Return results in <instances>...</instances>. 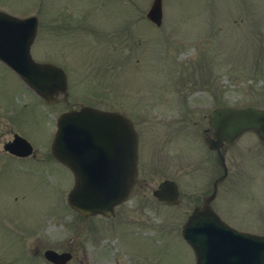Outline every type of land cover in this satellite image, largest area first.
Returning <instances> with one entry per match:
<instances>
[{
  "label": "rangeland",
  "instance_id": "rangeland-1",
  "mask_svg": "<svg viewBox=\"0 0 264 264\" xmlns=\"http://www.w3.org/2000/svg\"><path fill=\"white\" fill-rule=\"evenodd\" d=\"M152 1L0 0V10L38 18L32 56L64 68L72 92L69 107L119 109L132 118L142 135L150 186L175 179L182 203L198 201L208 157L198 154L196 144L203 145L197 140V133L203 136V117L220 106L264 109V0H162L159 27L145 18ZM190 104L196 105L193 110ZM65 108L62 102H41L0 63V264L15 256L16 264H36L20 257L22 244L32 248L40 241L54 248L59 239H78L77 257L86 264H194L180 242L182 220L175 218L173 231L170 210L147 191L113 219L86 221L67 205L69 173L59 169L51 185L48 165L33 163L29 171H16L15 163L7 162L4 157H11L2 145L13 133L48 158L53 119ZM186 144L190 157L182 153ZM168 152L174 167H169L172 157L157 166L158 155ZM225 165L218 201L251 202L257 212L244 222L264 229L259 220L264 208L258 209L264 206V146L254 134H244L226 148ZM194 177L197 184L191 182ZM60 193L62 202L50 213ZM14 227L24 230L14 235Z\"/></svg>",
  "mask_w": 264,
  "mask_h": 264
},
{
  "label": "water",
  "instance_id": "water-1",
  "mask_svg": "<svg viewBox=\"0 0 264 264\" xmlns=\"http://www.w3.org/2000/svg\"><path fill=\"white\" fill-rule=\"evenodd\" d=\"M148 18L156 24L160 23L161 0L154 1ZM32 21L17 20L0 14V57L40 97L51 103L55 100L53 96L57 92L64 91L65 77L59 68L32 61L29 54V47L35 35L34 28H29ZM119 121L126 123V126L121 127L125 140L121 158L126 164L127 172L123 177H109L104 175L102 165L106 132L113 129V124ZM210 122L215 129L213 139L208 141L211 148L220 146L222 142H232L246 130H254L264 142V110L221 108L212 113ZM16 141V147L11 144L7 147L8 150L19 153L20 148L27 151L30 149L24 140L18 138ZM76 153L86 154L85 158L79 157L78 160L86 161L100 172L91 176L76 173ZM52 155L76 173V184L69 195L72 208L85 216H110L113 207L128 194L134 179L136 136L129 121L120 116L84 108L80 112L65 113L59 118ZM170 185L173 187L172 184L166 183L160 188L165 191ZM157 195L161 197L160 192ZM194 223L192 219L188 222L183 236L194 249L197 264H264V237L235 235L219 222L214 225L215 230L195 238L190 234V227ZM223 237L232 239L225 241L221 239ZM46 256L53 260L54 253L47 252Z\"/></svg>",
  "mask_w": 264,
  "mask_h": 264
},
{
  "label": "flooded vegetation",
  "instance_id": "flooded-vegetation-1",
  "mask_svg": "<svg viewBox=\"0 0 264 264\" xmlns=\"http://www.w3.org/2000/svg\"><path fill=\"white\" fill-rule=\"evenodd\" d=\"M81 106L76 107L77 109L80 108ZM114 112L120 113L122 115H124L125 113L120 111L119 109L113 110ZM125 116V115H124ZM208 115L203 117V127L201 128L203 136L200 135V132L197 133L198 136V141H201L203 145H200L198 143L197 144V149L199 150V152L201 153V157H203L204 155H206V153L208 154V157H206V165H207V170H205L202 173V180H201V187H202V197H200L201 199L203 197H205L206 195H208V191L214 190V185L217 181V179L219 177H221L222 175V167H223V162H222V154L224 152V149H220V151H212L210 150L207 145H206V140L208 138H210L213 134V130L209 125V119H208ZM131 118V117H130ZM132 119V118H131ZM134 122V121H133ZM134 127H135V131L138 134V148H137V161H136V172H137V176H136V181L134 183V186L132 187V190L128 196L127 199V203L129 201L132 202H140V199H142L143 197L146 196V193H144V191H147V194L150 196V194L153 192V188L152 186L149 185L148 183V178H149V174L145 172L144 167H143V147L141 145V132L139 131V129L135 126V122H134ZM157 147L154 146V148ZM186 151L182 152L185 153V156H189V145H187ZM5 155L9 156L7 153H5ZM173 156V155H172ZM171 156V157H172ZM13 157V156H11ZM32 157H36L34 155H32ZM190 157V156H189ZM147 161L149 160V156L146 157ZM165 156L159 154L158 158H157V162L156 165L159 166L160 164H157L159 161H164ZM18 161H20L19 159H17ZM173 157L170 159V164L172 166H169L171 168L174 167L173 163H172ZM188 161V160H187ZM33 163H41L43 162L42 160H35V161H31ZM204 162V163H205ZM30 163V164H33ZM165 163V162H162ZM28 164V163H27ZM39 170V169H37ZM57 172V171H55ZM188 173V171H187ZM220 190H221V183L216 184V194L214 199L211 202H207V203H202L201 200L199 201H192V202H188V203H182L179 202V204L177 205V209L174 213H176L179 218L184 222L189 218V216L193 213L194 209L198 206H203L205 211L210 210L211 216H217L219 217L220 220H222L223 222H225L226 224L234 227L235 229L239 230V231H244L245 230H241L239 228H237L235 225H243L246 220V218L248 219L249 217L254 218V214L256 213V208L254 206H252V203H246L244 204L245 206H240V203H232L234 204V208L231 209L229 207H227L228 205H232L229 203H225V202H220L218 201V197L220 194ZM207 193V194H206ZM242 209V213H239L237 210ZM204 214H206V212H204ZM174 217H170L171 221H174ZM247 231H249L247 229ZM33 247L30 248V246L28 245L27 248L23 247L22 251H21V255L20 257L26 259L28 262H35L36 264H46L48 263L45 259H44V252L46 251V247L44 243H41L40 241L37 242H33ZM44 248V249H43ZM52 250L58 252V253H69L70 254V258L68 260V264H79V263H83L81 260L78 259L77 254L82 251L80 250V244L78 242V239H71L70 241H64V239H59L56 243V245L54 246V248H51ZM8 264H16V261L13 260L12 262L8 263ZM49 264V263H48Z\"/></svg>",
  "mask_w": 264,
  "mask_h": 264
}]
</instances>
